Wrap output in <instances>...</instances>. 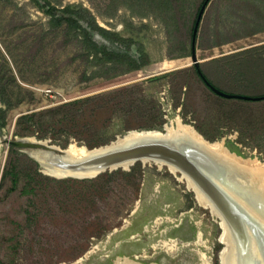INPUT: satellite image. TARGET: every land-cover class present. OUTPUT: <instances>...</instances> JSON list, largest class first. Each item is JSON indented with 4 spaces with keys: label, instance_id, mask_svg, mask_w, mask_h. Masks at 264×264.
<instances>
[{
    "label": "rangeland",
    "instance_id": "374dc122",
    "mask_svg": "<svg viewBox=\"0 0 264 264\" xmlns=\"http://www.w3.org/2000/svg\"><path fill=\"white\" fill-rule=\"evenodd\" d=\"M206 1L0 0V264H221L220 221L179 174L138 163L57 179L4 144L91 150L180 119L264 166V99L221 97L193 64ZM195 49L215 88L264 98V0H211ZM259 185L246 188L260 215Z\"/></svg>",
    "mask_w": 264,
    "mask_h": 264
},
{
    "label": "bare ground",
    "instance_id": "6f19581e",
    "mask_svg": "<svg viewBox=\"0 0 264 264\" xmlns=\"http://www.w3.org/2000/svg\"><path fill=\"white\" fill-rule=\"evenodd\" d=\"M124 137L118 138L113 146L123 142ZM126 137L128 146L141 140L149 144L156 141L163 146V149L156 146L158 150H163L168 155L145 157L139 161H132L129 165L116 166L112 171L109 169L103 171L102 166L99 167L101 164L97 166L94 165L95 162H91L92 156L97 153L96 150L91 152L90 149L75 144H71L67 149H61L35 139L22 141L44 146L41 150L27 148L26 153L32 156L46 175L57 179H94L109 172L129 170L138 163L154 164L159 168H167L174 175L179 174L180 180L195 193L199 205L210 210L220 221L223 230L220 242L225 246L221 253V263L264 264V211L259 215V202L252 198L251 190L246 188V185L256 187L260 184L259 187L264 192L263 165L243 162L230 156L221 144L206 142L180 119L174 120L163 131L131 132ZM1 148L3 146L0 141ZM242 172L246 174L245 178L240 175ZM206 182H213L223 193L214 196L215 193L210 192L208 187L204 189V184L209 186ZM226 193L230 194L231 203L236 208L221 197ZM240 204L245 208L246 215L253 220L251 222L253 227H249L246 221L241 220V212L237 211V205ZM168 249L172 250L173 247ZM117 264L139 263L129 259H118Z\"/></svg>",
    "mask_w": 264,
    "mask_h": 264
},
{
    "label": "water",
    "instance_id": "95a60500",
    "mask_svg": "<svg viewBox=\"0 0 264 264\" xmlns=\"http://www.w3.org/2000/svg\"><path fill=\"white\" fill-rule=\"evenodd\" d=\"M208 4H209V0H207L206 4L202 7V9H201V11L199 13L197 22H196V27H195L194 32H193L192 60H193V64H194L195 68L197 69L198 74L200 75L202 80L205 82L206 86L210 90H212L215 94H218L221 97H224V98H227V99L238 98V99L247 100V101H260V100L264 99V98L237 97V96H233V95H230V94H226V93L222 92L221 90H218L217 88H215L213 85H211L205 79V77H203V75H202V73H201V71L199 69V61H198L197 55H196L195 43H196V38H197V33H198V27H199V24L201 22L203 13H204V11L206 9V6ZM126 136L127 135H125V137L122 139L123 142H121V143H119L117 145L113 146V144H114V142H113V143H111V145H108V146H105V147H101V148H97V149H91L90 150L91 152L95 151V150L97 151V153L94 156H92L91 162H93V163L95 162L94 165H97V166L101 164L99 167L102 166L101 169L103 171H106L108 169L110 171H112V169L114 167H116V166L122 167L123 164L129 165V164L132 163V161H139L141 159H144L145 157H150V156H155V155L156 156H160V155L161 156H164V155L167 156L168 155L163 150H158L157 147L163 149V146H162V144H157L156 141H153V142H151L149 144V143L143 142L141 140V141L135 142L132 146H128L127 141H125V139L127 138ZM4 144H6L7 146L12 147V148L23 150L25 152H27L26 151L27 148L41 150V147H44L43 145H40V144L38 145V144H30V143L24 142V141H22V139H14V140L5 139L4 140ZM30 157L32 158V156H30ZM206 184L209 185V186H206L204 184L203 185L204 189H207V187H208L210 192L212 191V192L215 193V194H213L214 196H218V195H220V192H222V190L220 191L218 186L214 185L213 182L212 183L211 182L210 183L206 182ZM221 197L224 198L225 200L229 201L230 203L232 202L230 200V198H229L231 196L228 193L223 194ZM237 211L241 212V215H242L241 216V218H242L241 220L243 222H245L247 215H246L244 209H242L241 206L237 205ZM246 223L248 224L249 227H253L252 226L253 224L250 223L249 221H246Z\"/></svg>",
    "mask_w": 264,
    "mask_h": 264
},
{
    "label": "trees",
    "instance_id": "16d2710c",
    "mask_svg": "<svg viewBox=\"0 0 264 264\" xmlns=\"http://www.w3.org/2000/svg\"><path fill=\"white\" fill-rule=\"evenodd\" d=\"M211 0H209V2H210ZM207 2V1H206ZM58 20V21H57ZM52 21H54V19L52 20ZM55 21H57V23H58V25H61L62 24V20H59V19H56ZM196 27V24H195V26H194V28ZM11 154V153H10ZM6 176V175H5Z\"/></svg>",
    "mask_w": 264,
    "mask_h": 264
}]
</instances>
